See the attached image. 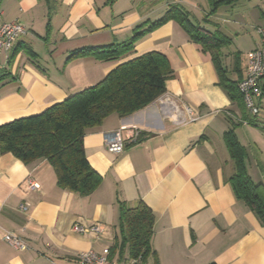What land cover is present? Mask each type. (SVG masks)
Here are the masks:
<instances>
[{"label": "crops", "instance_id": "crops-1", "mask_svg": "<svg viewBox=\"0 0 264 264\" xmlns=\"http://www.w3.org/2000/svg\"><path fill=\"white\" fill-rule=\"evenodd\" d=\"M176 8L229 43L204 51L172 20L141 38L128 60L164 55L174 74L166 94L194 108L199 120L175 126L153 103L89 130L85 154L102 177L89 196L62 189L46 160L25 163L0 153V264H78L81 252L110 250L122 205L140 203L155 217L148 264H264V225L232 187L240 165L264 185V124L257 117V125L243 122L249 116L244 101L232 97L218 72L220 67L237 85L246 77L248 55L262 46L264 0H241L215 14L209 0H1L4 21H19L28 32L0 59V72L9 74L0 87V125L43 113L98 84L122 63L74 58L65 66L73 51L120 44L134 37L138 26L146 31ZM39 45L43 53L37 52ZM259 85L261 114L264 80ZM129 125L144 131L140 140L121 154L109 152L105 135ZM30 180L40 190L28 191ZM24 205L27 211L21 210ZM95 224L104 228L98 237L73 231L74 225ZM6 233L28 249L10 246ZM113 261L118 263L117 255Z\"/></svg>", "mask_w": 264, "mask_h": 264}, {"label": "trees", "instance_id": "trees-1", "mask_svg": "<svg viewBox=\"0 0 264 264\" xmlns=\"http://www.w3.org/2000/svg\"><path fill=\"white\" fill-rule=\"evenodd\" d=\"M240 1L209 0V4L212 14H215L221 7L234 6ZM172 20L178 22L204 51L218 50L229 43L224 36L195 25L189 13L176 8L146 31H141L143 25L138 26L135 36L120 44L75 50L65 66L74 58L122 63L98 84L71 95L43 113L0 125V153L12 154L25 163L46 160L53 167L62 189L81 196L93 194L102 177L88 163L84 136L111 116L130 117L157 103L166 94V83L174 74L164 55L150 52L128 58L135 54L136 44L141 38ZM215 55L214 60H218L219 55ZM218 72L221 83L229 88L232 97L243 100L240 92L237 95V83H231L220 67ZM8 79V73L0 72V87ZM254 119L249 115L243 122L257 125ZM232 187L236 197L245 202L264 225V185L254 183L244 165H240L232 179ZM154 222V214L145 204L140 203L134 208L122 205L119 232L110 249V259L113 261L117 255L121 264L125 259L139 257L147 262L152 254Z\"/></svg>", "mask_w": 264, "mask_h": 264}, {"label": "built area", "instance_id": "built-area-1", "mask_svg": "<svg viewBox=\"0 0 264 264\" xmlns=\"http://www.w3.org/2000/svg\"><path fill=\"white\" fill-rule=\"evenodd\" d=\"M28 28L19 21L5 22L3 14L0 12V59L4 52L12 51L14 43L22 36L26 35ZM262 35V46L255 49L248 55L246 77L238 84L239 92L243 97L245 107L251 117H258L260 114V100L263 91L260 88V81L264 80V29H259ZM160 114L163 119L175 126H183L199 120L198 112L190 105L185 104L175 97L164 94L157 100ZM144 131L135 126H123L119 130L105 135L106 149L114 154L124 152L127 145L137 143ZM28 191H38L40 186L34 181L28 182ZM22 211L28 210V205L21 207ZM73 231L81 235L98 237L104 233V228L100 224L91 226L74 225ZM4 241L17 250L28 249L27 244L12 233H6ZM78 264H118L110 259V250L104 249L102 252L88 250L81 252L77 256ZM125 264H148L141 257L130 259Z\"/></svg>", "mask_w": 264, "mask_h": 264}, {"label": "rangeland", "instance_id": "rangeland-1", "mask_svg": "<svg viewBox=\"0 0 264 264\" xmlns=\"http://www.w3.org/2000/svg\"><path fill=\"white\" fill-rule=\"evenodd\" d=\"M1 1V0H0ZM25 19V18H24ZM41 31L43 32L44 31V35L46 36L48 34V27L45 26L43 23L42 25L40 26ZM37 52L38 53H43L44 50L42 49L41 45H39L37 48H36ZM65 69V66L62 67V71ZM263 124H264V112H261V114L257 117ZM242 134V133H240ZM243 135V134H242ZM243 141V139H242ZM244 142L247 143L246 139L244 138ZM262 143V142H261Z\"/></svg>", "mask_w": 264, "mask_h": 264}]
</instances>
